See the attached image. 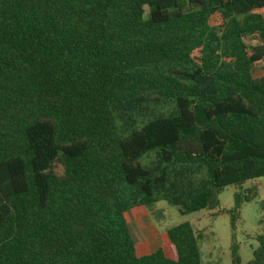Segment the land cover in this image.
<instances>
[{
  "label": "trees",
  "instance_id": "16d2710c",
  "mask_svg": "<svg viewBox=\"0 0 264 264\" xmlns=\"http://www.w3.org/2000/svg\"><path fill=\"white\" fill-rule=\"evenodd\" d=\"M262 61L264 0H0V264H200L188 222L137 256L125 215L264 178Z\"/></svg>",
  "mask_w": 264,
  "mask_h": 264
},
{
  "label": "rangeland",
  "instance_id": "374dc122",
  "mask_svg": "<svg viewBox=\"0 0 264 264\" xmlns=\"http://www.w3.org/2000/svg\"><path fill=\"white\" fill-rule=\"evenodd\" d=\"M217 19L213 18L211 23ZM264 73V61L257 64L253 69V77L259 78ZM151 116L149 111L142 113L136 122L146 120ZM126 131L128 122H119ZM154 159V154L143 159V164H147ZM256 190L255 197L247 203L241 205L238 210V221L234 229V242L237 246L238 264H247L252 259L253 251L259 246L256 238L264 234V178L249 180L240 189L233 187L225 188L218 195V209L209 211L199 210L187 215H181L178 209L167 203L159 201L151 209L145 207L136 208V212L130 210L125 215V221L130 236L135 243V254L141 256L137 248L149 241L151 249L160 245V234L167 228L188 222L194 232L201 234L198 240L200 251V264H232L231 247L233 235L230 228V217L225 212L234 205L233 195L242 192L246 195ZM250 191V192H249ZM147 247V251L148 248Z\"/></svg>",
  "mask_w": 264,
  "mask_h": 264
},
{
  "label": "crops",
  "instance_id": "0c3cea01",
  "mask_svg": "<svg viewBox=\"0 0 264 264\" xmlns=\"http://www.w3.org/2000/svg\"><path fill=\"white\" fill-rule=\"evenodd\" d=\"M136 208H139V207H136ZM136 208H133V209H131V210H133V212H136V211H134V210H136ZM136 214H137V212H136ZM147 243L149 244V241H147ZM152 250H153V249H151L150 246H149L148 251H147V248H146V250H144V253H140V255H141V256H143V255H148Z\"/></svg>",
  "mask_w": 264,
  "mask_h": 264
}]
</instances>
